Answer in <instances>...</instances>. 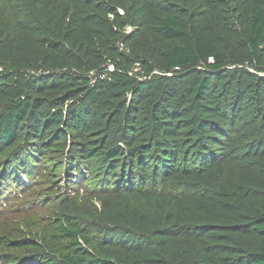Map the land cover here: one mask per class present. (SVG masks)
<instances>
[{
	"label": "trees",
	"instance_id": "16d2710c",
	"mask_svg": "<svg viewBox=\"0 0 264 264\" xmlns=\"http://www.w3.org/2000/svg\"><path fill=\"white\" fill-rule=\"evenodd\" d=\"M5 1L0 264H264V0Z\"/></svg>",
	"mask_w": 264,
	"mask_h": 264
},
{
	"label": "rangeland",
	"instance_id": "374dc122",
	"mask_svg": "<svg viewBox=\"0 0 264 264\" xmlns=\"http://www.w3.org/2000/svg\"><path fill=\"white\" fill-rule=\"evenodd\" d=\"M0 7L4 13H8L10 11L5 0H0ZM132 32H134V27L130 25L127 26L126 34L130 35ZM120 48V50L125 49L123 45ZM108 64L113 66L111 62L107 63V65ZM137 65L138 64H136V69L134 66V70L138 69ZM32 163L33 164L30 165L26 164L24 170L15 169L9 175L6 174L5 179L3 176H1L3 181H0V194L2 195V200L0 201V213L5 215L3 218L9 219L11 221L22 220L23 218L34 221L37 219V216L42 214L41 212L44 210L45 201L40 198L41 196L35 195L26 189L32 185H34V187L41 186L42 183V164H35L33 161ZM73 176H76V180L81 179L76 174ZM84 177L86 176L84 175ZM16 179L21 185L14 183ZM43 183L44 185H52L48 180L43 181ZM54 184L55 186H53V191L56 192L57 196L60 195V197L68 196L81 199L84 195L89 194V191L87 192L88 194H84L85 190H90L91 188L88 180L87 182L84 181V183L79 180V183H76L75 185L71 184V181H69L68 177H66L63 172L58 173V178L55 180ZM15 192H21L22 195H16L17 193ZM9 193L15 194L12 195L10 201L3 202L4 198Z\"/></svg>",
	"mask_w": 264,
	"mask_h": 264
},
{
	"label": "built area",
	"instance_id": "2783aa9c",
	"mask_svg": "<svg viewBox=\"0 0 264 264\" xmlns=\"http://www.w3.org/2000/svg\"><path fill=\"white\" fill-rule=\"evenodd\" d=\"M107 66H108V69H109V70H112V69H113V68H112V65L108 64Z\"/></svg>",
	"mask_w": 264,
	"mask_h": 264
}]
</instances>
